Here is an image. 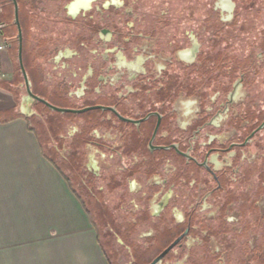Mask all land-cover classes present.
Masks as SVG:
<instances>
[{"label":"flooded vegetation","instance_id":"flooded-vegetation-1","mask_svg":"<svg viewBox=\"0 0 264 264\" xmlns=\"http://www.w3.org/2000/svg\"><path fill=\"white\" fill-rule=\"evenodd\" d=\"M4 1L21 78L13 72L10 89L24 92L20 112L76 194L74 183L121 165L106 184L120 193L117 229L96 201L124 263L264 264V95L251 92L264 70V0H177L179 11L169 0L145 10L140 0ZM160 164L172 179L158 180ZM139 166L168 186L144 193L148 208L125 175Z\"/></svg>","mask_w":264,"mask_h":264},{"label":"crops","instance_id":"crops-1","mask_svg":"<svg viewBox=\"0 0 264 264\" xmlns=\"http://www.w3.org/2000/svg\"><path fill=\"white\" fill-rule=\"evenodd\" d=\"M1 70L0 264H114L89 207L19 110L8 46Z\"/></svg>","mask_w":264,"mask_h":264},{"label":"rangeland","instance_id":"rangeland-1","mask_svg":"<svg viewBox=\"0 0 264 264\" xmlns=\"http://www.w3.org/2000/svg\"><path fill=\"white\" fill-rule=\"evenodd\" d=\"M141 1H142V3H141ZM163 1L164 0H140V4L142 6L144 5L142 9L145 10V9H148L147 5H155V4L158 5V3H163ZM200 1H202L203 5H204L206 0H200ZM208 1H209V3L213 2L212 7H214V9H215V6L217 5V2L219 0H208ZM181 2H180V10L182 9L183 6L184 7H186V6L188 7L189 6L188 3H186V4H184L182 6ZM196 2H197V0H193L192 3H191V6H189V7H193L194 5H196ZM169 3H171V5H173L172 6L173 8L175 6L177 7V0H169ZM0 5H2L4 7L5 1L4 0H0ZM163 7L166 8L167 6L163 5ZM212 7L208 6L206 9H204L203 13L205 14L206 12H210L211 9H213ZM176 10L179 11V8L177 7ZM6 20H7L6 15H4V17H2V16L0 17V21H3V23L6 22ZM186 25H187V29L188 30L193 29V28L195 29L196 26H197V25H194L193 21H187ZM13 72L15 74V79L14 80H15V84H16V83L20 82L21 78H20L19 72L17 71V63L15 61H13ZM261 74L262 75H261V78H260V81H259L260 83L257 81V79H255V78L253 79L252 85L254 84V82H256L254 84L256 86L251 88V92H252V96L257 95L256 97H261V99H262V95H264V70L262 71ZM36 76H37V74H36ZM9 81H10L9 82V84H10L11 80L9 79ZM11 90H12V88H11ZM12 92L15 93L14 90H12ZM261 93H262V95H261ZM22 95H24V92H22ZM16 96L18 98L17 102H18V107H19V105L21 104V102H20V97L21 96H18L17 94H16ZM258 99L260 100V98H258ZM262 100L264 102V99H262ZM262 108H264V104H263ZM39 121H40L39 124L45 126L46 122L44 120H39ZM31 125L35 129H37L36 131L38 133H41L40 131H42V128L40 126H38V124L32 123ZM226 127L227 126L223 127L222 130L219 127H216L213 131H210L209 134L224 133L227 130ZM49 134H51V133H49ZM207 134H208V132L206 131L204 133V137L205 136L207 137ZM41 135H43V134H41ZM261 135L264 137V133H262ZM41 138H42L41 139L42 142L44 144H46L45 143L46 139L43 136H41ZM254 146L251 147V150H250L252 155L256 154ZM263 147H264V143H263ZM46 151L51 157V154L49 153V150L47 149ZM224 158L225 159H230V156H225ZM117 164H118L117 161H114V164H112L113 167L110 170L111 172L105 174V176H103L102 178H98L97 177L96 179H91V181L89 183H87V180H85L86 178L82 177L81 180H85L84 181L85 182L84 186L79 188V189H78L79 185H76L74 183V186H75L76 190L79 192L80 197L83 200L84 204H86L89 207L90 211H91L92 218H93V220L95 221L96 225L98 226V228L100 230L102 244L104 245V248L106 249V251L108 253V256L110 257L111 260H113L114 264H125L124 262H127V261H126V259L124 257V254L121 251H119V245H117L116 239H114L113 236H112V238H110V236H109V240H108L109 243H108L107 242V238L102 236V234L104 232L108 233V229H109L108 221L109 220L107 222L106 221H102L103 212L101 211L100 206H99L100 205L99 203H102V198H104V201L107 203L106 204L107 205V211L104 212V213L106 215H108V218H113L116 221V222H113L111 225H112L113 228L117 229L118 228V225H117L118 220L123 218L122 211L119 212V211L116 210V209H118L117 205L120 202V193H118V191H116V190L115 191H112V190L109 191L110 189H108L109 187H108V185H106V184H108V181H110V179L108 177L112 176V173L114 174L117 171V167L121 166V165H117ZM126 166L129 168L132 165L126 164ZM157 168H160L159 171H158V173H159L158 180L161 179V177H164V178H171L172 177V173H164V168H165L164 164L158 165ZM141 170H142V167L139 166L138 169H134L132 172L127 173L125 175L126 176L130 175L131 177H133L132 179H135V181L139 183V188L141 189V192L138 193L139 194L138 195V201L141 202L145 208H148L147 203L145 202V199H141V197L145 198L144 197L145 196L144 193H148L149 196L152 193H155V192L163 193V191H168V186L166 188L164 186H159V185L157 187L156 186H152L151 182L153 180V176L149 177V179L147 180L146 174L144 173V171L141 172ZM139 173H141V174H139ZM116 175H118V174H116ZM86 183H87V185H86ZM102 186H106V191L103 192V195L101 193H99V189ZM241 188H242V186H241ZM186 189L184 191L185 193H187ZM88 198L89 199L91 198L92 200L89 202ZM189 198L190 199L192 198L194 200L193 196H190ZM96 199L100 200V202L98 203L96 201ZM175 213H177L176 210H174V211L172 210V215H175ZM200 215H202V214H200ZM250 219L252 220V217H250ZM110 246H111V249H110ZM112 253L115 256H113Z\"/></svg>","mask_w":264,"mask_h":264},{"label":"water","instance_id":"water-1","mask_svg":"<svg viewBox=\"0 0 264 264\" xmlns=\"http://www.w3.org/2000/svg\"><path fill=\"white\" fill-rule=\"evenodd\" d=\"M15 5H16V24H17L18 29H19L20 43H21V41H22V37H21L22 32H21L20 23H19V17H18V7H17V4H15ZM19 58H20V66L22 67V71H23V73H25V77H27L25 68H24L23 63H22V49L21 48H20V51H19Z\"/></svg>","mask_w":264,"mask_h":264},{"label":"built area","instance_id":"built-area-1","mask_svg":"<svg viewBox=\"0 0 264 264\" xmlns=\"http://www.w3.org/2000/svg\"><path fill=\"white\" fill-rule=\"evenodd\" d=\"M0 12H1V6H0ZM1 26H0V78L2 77V70H1V55L6 51L7 49V42H3L1 40Z\"/></svg>","mask_w":264,"mask_h":264},{"label":"trees","instance_id":"trees-1","mask_svg":"<svg viewBox=\"0 0 264 264\" xmlns=\"http://www.w3.org/2000/svg\"><path fill=\"white\" fill-rule=\"evenodd\" d=\"M0 26H1V29L3 30V22L1 21L0 22ZM1 30V31H2ZM10 89V88H9ZM11 90V89H10ZM43 147H44V143H43ZM44 150H45V147H44ZM47 152V151H46ZM48 157V159L52 160V158L50 157V155H46ZM52 162L55 164V162L52 160ZM56 165V164H55ZM61 172V171H60ZM67 178V177H66ZM68 179V178H67ZM69 181V179H68ZM70 182V181H69ZM71 184V183H70ZM72 186V185H71Z\"/></svg>","mask_w":264,"mask_h":264}]
</instances>
